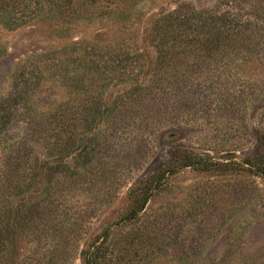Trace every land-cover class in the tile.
<instances>
[{"label": "trees", "instance_id": "obj_1", "mask_svg": "<svg viewBox=\"0 0 264 264\" xmlns=\"http://www.w3.org/2000/svg\"><path fill=\"white\" fill-rule=\"evenodd\" d=\"M141 1L0 0V24L8 29L38 19L63 32L75 21L103 16L122 23L117 35L82 38L52 49L31 70L24 60L12 71L9 89L0 95V264L17 231L45 240L58 223L68 222L71 204L64 194L72 189L95 191L101 203L106 195L116 197L141 170L124 212L80 251L81 264H103L114 225L134 220L178 172L228 176L229 203L254 189L250 176L264 179V148L242 158L232 152L216 158L186 145L179 126L191 113L190 103H205L226 122H239L247 100L264 101V78L245 79L239 70L254 64L264 70V0H216L208 7L178 0L145 29L151 57L142 48L131 49L125 38L126 23ZM46 85L63 86L65 99L34 98ZM113 87L121 88L108 97ZM261 120L264 131V112ZM260 132L256 140L264 146ZM158 133L171 140L150 166ZM36 145L46 149L43 160L34 153ZM38 192L42 198L32 200ZM77 208L72 212L80 217L94 204ZM58 209H68L64 220Z\"/></svg>", "mask_w": 264, "mask_h": 264}, {"label": "rangeland", "instance_id": "obj_2", "mask_svg": "<svg viewBox=\"0 0 264 264\" xmlns=\"http://www.w3.org/2000/svg\"><path fill=\"white\" fill-rule=\"evenodd\" d=\"M177 1L143 0L137 4L132 11V21L126 23L127 45L131 49L142 48L153 56V49L144 42L145 29L154 15L174 7ZM184 1L197 7H208L216 2ZM121 24L111 16L75 21L67 32L43 19L14 29L0 24V95L9 89L12 71L24 60L31 70L35 62L49 58L52 49L82 38L117 35ZM239 70L240 77L245 79L249 78L247 76L264 78V70L258 64ZM120 88H110L106 95L112 97ZM33 96L59 102L65 99L66 92L63 86L51 88L46 85L43 92ZM263 108L264 101L249 99L244 106L243 119L226 122L220 113L213 114L205 103H190L186 109L191 113L179 124L183 142L195 152H208L216 158L229 155V152L234 158H242L264 148L256 140L258 132L264 136L261 127ZM170 140L160 138L159 133L152 139V150L147 159L150 166L161 159ZM34 147V153L43 160L46 149L40 145ZM140 172H133L132 179L116 197L106 195V201L101 203H97L95 191L87 193L72 189L65 192V203L71 204L69 214L65 215L68 222L58 223L55 231L50 230L54 233L45 240L42 239L45 235L36 234L39 237H35L17 231L1 264H81L80 251L89 237L118 219L127 208L130 200L127 193ZM242 179L236 176V180ZM248 180L254 189L248 187L247 193L237 195L229 203L225 188L232 180L228 176L199 174L190 169L178 172L134 220L114 225L110 251L103 264H264V179L253 175ZM111 181H106L105 190ZM42 196L38 192L32 200L38 201ZM88 202L94 204L88 214L79 217L72 212L75 209L78 212L77 206ZM66 210H57L59 220H64Z\"/></svg>", "mask_w": 264, "mask_h": 264}]
</instances>
